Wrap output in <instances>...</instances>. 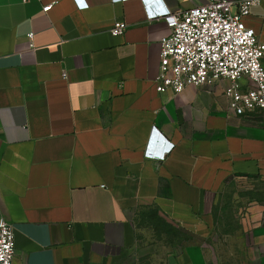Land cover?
I'll return each instance as SVG.
<instances>
[{"label": "crops", "instance_id": "0c3cea01", "mask_svg": "<svg viewBox=\"0 0 264 264\" xmlns=\"http://www.w3.org/2000/svg\"><path fill=\"white\" fill-rule=\"evenodd\" d=\"M206 1L0 0V219L16 264H144L161 248L163 264H264V208L237 235L216 211L230 181H264V110L237 114L226 80L177 96L155 82L164 17ZM245 23L264 42V0Z\"/></svg>", "mask_w": 264, "mask_h": 264}, {"label": "built area", "instance_id": "2783aa9c", "mask_svg": "<svg viewBox=\"0 0 264 264\" xmlns=\"http://www.w3.org/2000/svg\"><path fill=\"white\" fill-rule=\"evenodd\" d=\"M263 0H207L185 11L167 14L170 34L161 38V62L156 78L159 93L177 96L191 86L226 80L225 95L237 114L264 110V42L245 18ZM53 4L44 6L49 12ZM128 25L117 21L114 36ZM34 45V33L28 34ZM172 145L168 150L172 149ZM147 155L163 159L165 154ZM0 264H16L13 223L0 219Z\"/></svg>", "mask_w": 264, "mask_h": 264}, {"label": "rangeland", "instance_id": "374dc122", "mask_svg": "<svg viewBox=\"0 0 264 264\" xmlns=\"http://www.w3.org/2000/svg\"><path fill=\"white\" fill-rule=\"evenodd\" d=\"M259 208H264V181L252 178L230 181L216 207L221 230L232 234L241 233L252 223L254 210ZM161 236L159 232L147 239L153 240L156 237V240ZM164 251L162 248L156 249L153 254L145 257L144 264H163Z\"/></svg>", "mask_w": 264, "mask_h": 264}]
</instances>
